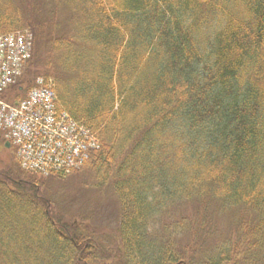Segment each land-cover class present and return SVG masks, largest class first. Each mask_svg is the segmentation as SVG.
<instances>
[{
	"label": "trees",
	"instance_id": "16d2710c",
	"mask_svg": "<svg viewBox=\"0 0 264 264\" xmlns=\"http://www.w3.org/2000/svg\"><path fill=\"white\" fill-rule=\"evenodd\" d=\"M25 29L10 96L52 78L101 150L69 196L7 166L0 264H264V0H0Z\"/></svg>",
	"mask_w": 264,
	"mask_h": 264
},
{
	"label": "built area",
	"instance_id": "2783aa9c",
	"mask_svg": "<svg viewBox=\"0 0 264 264\" xmlns=\"http://www.w3.org/2000/svg\"><path fill=\"white\" fill-rule=\"evenodd\" d=\"M29 51L24 36L0 38V89L20 75ZM53 100L49 88H40L19 107L0 102V129L7 130L20 146L24 166L43 173L70 170L86 158L84 133L65 116H57Z\"/></svg>",
	"mask_w": 264,
	"mask_h": 264
},
{
	"label": "rangeland",
	"instance_id": "374dc122",
	"mask_svg": "<svg viewBox=\"0 0 264 264\" xmlns=\"http://www.w3.org/2000/svg\"><path fill=\"white\" fill-rule=\"evenodd\" d=\"M15 33V32H11ZM8 35V34H4ZM15 157L13 154V150L6 149L2 146L0 143V175H5V173H8L7 166L13 165L16 166L15 164ZM85 168L82 170L78 171L77 173L70 175L67 177L64 181L57 182L55 183L53 180L49 182L51 186H54V183L56 186H54L56 189H61L60 194L63 196H69L78 190L77 186L80 184L84 178L86 179L87 176L84 171ZM48 179V178H47ZM49 180V179H48ZM71 188V190L69 189ZM57 194V193H56ZM84 199V208L89 209L90 207V202L93 200L94 202H99V205H97V210L100 212V214L103 216L104 222H111L112 219L114 218L115 215V210L112 204L110 203V200H106L105 196L103 194H96V193H89L88 196L86 193H83ZM81 201L79 199L74 201V206L72 209V213H77V210L81 207ZM14 205H12V208ZM103 221V220H102ZM137 238L140 237V235H136ZM150 252V250H149Z\"/></svg>",
	"mask_w": 264,
	"mask_h": 264
},
{
	"label": "water",
	"instance_id": "95a60500",
	"mask_svg": "<svg viewBox=\"0 0 264 264\" xmlns=\"http://www.w3.org/2000/svg\"><path fill=\"white\" fill-rule=\"evenodd\" d=\"M7 147H9V145H7Z\"/></svg>",
	"mask_w": 264,
	"mask_h": 264
}]
</instances>
